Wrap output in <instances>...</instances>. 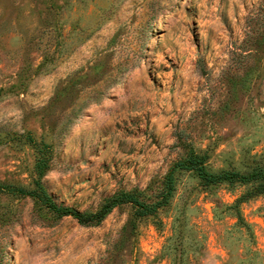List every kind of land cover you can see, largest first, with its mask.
<instances>
[{"label": "rangeland", "instance_id": "374dc122", "mask_svg": "<svg viewBox=\"0 0 264 264\" xmlns=\"http://www.w3.org/2000/svg\"><path fill=\"white\" fill-rule=\"evenodd\" d=\"M264 0H0V264H264ZM155 213L117 205L137 191ZM236 205V206H235Z\"/></svg>", "mask_w": 264, "mask_h": 264}, {"label": "trees", "instance_id": "16d2710c", "mask_svg": "<svg viewBox=\"0 0 264 264\" xmlns=\"http://www.w3.org/2000/svg\"><path fill=\"white\" fill-rule=\"evenodd\" d=\"M203 157L190 154L188 157L177 163V167L192 171V173L200 180L203 186L209 187L220 183L227 184H240L247 187L246 192L236 201V205L247 201L248 199L264 194V170L253 169L252 171L244 174L238 172H210L207 170L203 163ZM162 194L156 200L149 203L145 202L141 198L140 193L137 191L122 192L114 195L105 200L101 208L96 213H80L78 211L62 208L56 206L46 194L40 192L35 193L36 197L52 212L59 217L70 216L76 219L81 224H87L92 222H100L101 219L107 214L112 208L117 205L132 204L138 215L147 216L156 212V210L163 206L173 190L172 181L168 177L167 183ZM7 189L11 193L19 194H30L34 195V191L24 190L22 188H5L0 186V190ZM235 205V206H236Z\"/></svg>", "mask_w": 264, "mask_h": 264}]
</instances>
